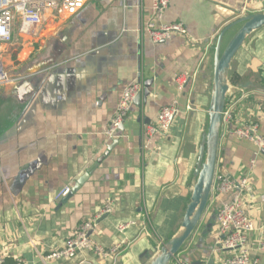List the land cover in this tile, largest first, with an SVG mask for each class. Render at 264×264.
<instances>
[{"label": "crops", "instance_id": "0c3cea01", "mask_svg": "<svg viewBox=\"0 0 264 264\" xmlns=\"http://www.w3.org/2000/svg\"><path fill=\"white\" fill-rule=\"evenodd\" d=\"M153 1L93 0L72 17L51 16L35 37H14L6 63L16 80L0 86V254L8 262L143 264L144 252L155 253L180 230L207 125L215 40L235 20L264 12V0H169L160 24L181 22L188 34L159 43L143 30ZM42 61L54 62L37 72ZM229 81L253 87L235 88L225 104L231 118L222 126L215 174L248 175V213L264 227V151L232 134L249 126L264 136V29L235 55ZM147 82L148 97L132 104L117 145L97 163L114 141L107 144L105 131L121 92ZM174 102L179 113L168 135L144 150L143 126ZM88 171L76 193L60 197ZM106 204L111 212L92 237L105 249L122 242L118 256L45 260ZM213 216L210 206L171 264H222L231 256ZM123 223L134 224L118 235ZM258 237L251 235V246Z\"/></svg>", "mask_w": 264, "mask_h": 264}, {"label": "built area", "instance_id": "2783aa9c", "mask_svg": "<svg viewBox=\"0 0 264 264\" xmlns=\"http://www.w3.org/2000/svg\"><path fill=\"white\" fill-rule=\"evenodd\" d=\"M93 0H0V86L15 82L6 60L11 55L10 45L14 37H35L36 28L45 23L51 16L72 17ZM169 0H154L152 3L153 18L143 25L144 33L153 43L168 41L174 36H186V27L181 22L160 24ZM142 84L127 85L121 92L117 107L105 131L107 144L117 138L131 111L134 98L142 93ZM186 111H192L190 105ZM179 107L176 102L162 107L153 124L144 125L141 130L143 149L148 150L155 138L168 135ZM231 118L230 108L224 109L222 126ZM233 135L254 143L258 152L264 151V136L256 134L253 127L234 129ZM106 144V145H107ZM254 165V161L251 162ZM251 181L248 175L234 178L223 174H215L211 188L209 207L213 206L215 226L220 238L222 249L231 252V256L222 264H259V255H264V227H256L248 213V203L253 200ZM69 189L61 192L65 196ZM264 201V196L261 197ZM208 207V208H209ZM111 205L106 204L92 219L78 227L74 235L68 238L63 246L49 253L46 261H63L76 257L82 252H88L94 257L107 259L118 256L122 251L121 243L105 249L92 236L100 220L111 212ZM134 223H123L117 226L116 232L122 235ZM258 234L255 246H251V235ZM0 264H6L5 257L0 254ZM17 264H20L17 262Z\"/></svg>", "mask_w": 264, "mask_h": 264}, {"label": "water", "instance_id": "95a60500", "mask_svg": "<svg viewBox=\"0 0 264 264\" xmlns=\"http://www.w3.org/2000/svg\"><path fill=\"white\" fill-rule=\"evenodd\" d=\"M235 28L234 33L224 45V37ZM264 29V12L245 15L223 28L218 34L213 47L212 64V89L207 113V125L202 136L196 169L194 171V185L189 201L186 205L180 230L166 241L155 253L146 251L141 256L143 264H171L174 257L183 249L190 240L197 227L207 214L211 188L215 175L216 160L218 155L219 140L222 131V116L225 104L229 96L236 89H250L253 85L248 82L244 84L231 85L229 71L231 63L244 45L246 39L253 33ZM54 61H42L37 64V72L46 69ZM149 83L145 84L142 93L138 94L133 103L139 102L141 97H148ZM236 88V89H235ZM123 131V127L120 128ZM117 140L107 147L106 152L97 161L101 162L108 153L116 146ZM90 171L80 177L69 192L64 196L68 199L76 193L86 181ZM215 220V214L212 217ZM211 225H208L209 228Z\"/></svg>", "mask_w": 264, "mask_h": 264}, {"label": "trees", "instance_id": "16d2710c", "mask_svg": "<svg viewBox=\"0 0 264 264\" xmlns=\"http://www.w3.org/2000/svg\"><path fill=\"white\" fill-rule=\"evenodd\" d=\"M5 262H6V264H13V263H11V262H8L6 259H5Z\"/></svg>", "mask_w": 264, "mask_h": 264}]
</instances>
